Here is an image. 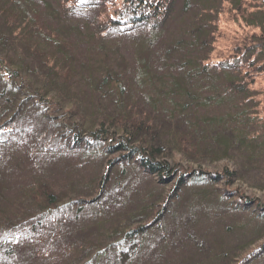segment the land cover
<instances>
[{"label": "trees", "instance_id": "obj_1", "mask_svg": "<svg viewBox=\"0 0 264 264\" xmlns=\"http://www.w3.org/2000/svg\"><path fill=\"white\" fill-rule=\"evenodd\" d=\"M263 8L264 0H0V147L22 152L18 170L28 172L10 202L0 173V264H62L73 253L79 264H142L153 225L163 245L156 260L173 236L183 260L172 264L264 261V199L229 188L243 179L241 161L264 157V90L254 94ZM237 23L240 38L228 28ZM131 36L134 61L108 47ZM31 68L42 73L37 87ZM142 78L154 92H143L148 101ZM104 86L116 95L110 114L97 103ZM82 96L97 100L94 117ZM163 99L172 109L154 106ZM78 158L95 168L85 190L67 196L48 172ZM225 159L237 168H202Z\"/></svg>", "mask_w": 264, "mask_h": 264}, {"label": "rangeland", "instance_id": "obj_2", "mask_svg": "<svg viewBox=\"0 0 264 264\" xmlns=\"http://www.w3.org/2000/svg\"><path fill=\"white\" fill-rule=\"evenodd\" d=\"M264 10V8H263ZM223 11V10H222ZM222 11H220V16H218L219 20L221 21V24L225 21L226 17L225 15L222 14ZM223 25V24H222ZM224 26V25H223ZM228 28L231 31V33L236 34L237 37L240 38V35L242 33V27L237 23V24H228ZM246 31L250 32L252 30V28L250 27H244ZM258 29H254L252 32H257ZM137 38L136 37H127V38H117L112 40L108 47L109 48H118V52L120 51L129 61H134L135 58V52L137 51V44H136ZM223 44H226L225 41H218L217 46L218 47H222ZM131 68L134 72H136L135 67L133 66V63H131ZM28 73H31L30 75H27L28 78L30 79V83L34 86L37 87L40 82H41V78H42V73L37 69V68H31L28 70ZM264 74V73H263ZM261 76V75H260ZM137 87L139 88L141 93H145L147 95H152L153 90L151 89V87H149L147 80L145 79H141L140 81H138L137 83ZM50 90L51 91H55L57 90L55 86L50 85ZM103 90L106 93V97H103L102 100L100 102H97V100H95V98L92 97H87V96H82L79 97V101L80 103H82V107L85 113H91L94 117L95 113H98V109H97V104L101 106V108L103 109L102 111L104 113L110 114L112 113V111H114V106H115V97L116 95L113 92V89L104 86ZM264 90V75H262L256 82L255 84V91L257 93L254 94H263L262 91ZM143 93V98L144 100L148 101V97ZM153 100V99H151ZM165 99L160 100V102L154 103V106L159 109H172L170 108V103L169 102H165ZM90 115V114H88ZM72 120V117H71ZM75 121V120H74ZM28 124V123H27ZM86 126V125H85ZM87 127V126H86ZM32 141V140H29ZM25 139L22 141L21 143V148L24 149L26 146L24 145ZM18 146V145H17ZM11 150V149H10ZM9 151V149H8ZM255 153H257L255 159L256 161L254 163H245L243 161H241L239 164L240 166L243 168V178L242 181L243 183L241 184V182L235 180L233 182V184L231 186H229V188L233 189V188H237L239 187V189L243 192H245V194L247 195H252V197L254 198H258V199H264V157L262 156V151L258 150ZM11 154L12 157H9L10 155H6L4 156L2 154V147H0V173L2 174V182L3 185L6 186L5 190H4V197L10 202L15 196H16V192L14 191V189L16 188V185H20V184H26V182L28 181V172L24 171L23 169L18 170L19 168H21L23 166V162L25 160H23V158L25 157L23 155V153L20 152L17 149L11 150ZM79 159V158H78ZM76 159V163H68L66 167L63 168V165H57L55 167H52L51 169H49V177L50 179H53V182L55 184V189L60 190L61 188L65 190L67 196L72 195V194H77V193H81L83 192L85 189L82 187L83 185H86L89 178L91 177L94 168H95V162L94 160H91L90 165L84 164L82 166L81 160ZM243 162V163H242ZM72 172L70 170V168H72ZM228 168V169H236L237 168V162L235 163L232 160H222L219 162H216L212 165H207L206 167H202L203 169H207L210 171H221L223 168ZM244 168L246 169V171L244 170ZM17 171V173H16ZM51 172L54 176L51 177ZM19 177L20 180L17 178ZM9 189H8V187ZM135 188L137 186H134ZM19 198H16V200L14 202H16ZM24 200V199H23ZM22 201V200H20ZM19 201V202H20ZM136 201V200H134ZM3 201H1L2 203ZM136 204V203H131L130 206L124 207V210L122 211L123 213H126L127 209H129V211L131 210V207ZM195 207H197L198 209L194 208L192 209L193 213H197L199 214V211L201 210L199 206L195 205ZM28 206L26 208H24L23 210H28ZM199 210V211H198ZM23 212L19 213L22 214ZM18 214V215H19ZM104 219H107L108 217L103 216ZM186 218V216H185ZM200 217H194L192 220L194 221L195 219H199ZM227 220L226 224H230L232 223V219L229 220L227 219V217H225ZM189 219V218H188ZM190 220V219H189ZM225 220V221H226ZM203 223V222H202ZM158 228L156 225L150 226L144 233V244H142V251H141V257L143 259L142 264H172L174 261H181L183 260L182 256H179V252L176 251V248L173 247V236H170L168 238L167 236V245L171 244V247H169V253L164 252V255L161 256L158 260L157 259V252L159 250H161V248L163 247V245H159L160 241L157 240L156 238L158 237V235L161 232V227L159 228L160 232H158L157 229ZM155 229V230H154ZM167 229H169L168 231H170V227H168ZM146 240H150L149 244H145ZM128 244V243H127ZM127 244L122 245V248L125 249V251L129 252V248L126 247ZM28 246H32L33 247H37L38 242H34L33 244V240L30 239L28 240L27 243ZM39 247H43V245H39ZM43 251H47L45 249V247L43 249H41ZM133 250V247L130 248V251ZM48 252V251H47ZM49 253V252H48ZM147 253L148 257H147ZM88 256V255H86ZM85 256V257H86ZM78 256H76L74 253L71 254V260L64 258L62 260V264H79L78 260L76 259ZM145 257V258H144ZM1 258V255H0ZM21 258V257H20ZM166 262V263H164ZM1 263V262H0ZM49 263V262H48ZM58 263L57 260H55L52 263L49 264H56ZM257 264H264V261H262L261 263H257Z\"/></svg>", "mask_w": 264, "mask_h": 264}]
</instances>
